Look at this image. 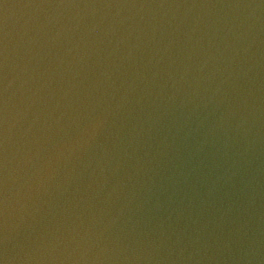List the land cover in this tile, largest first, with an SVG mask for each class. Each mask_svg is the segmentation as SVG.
I'll use <instances>...</instances> for the list:
<instances>
[{
    "label": "water",
    "instance_id": "obj_1",
    "mask_svg": "<svg viewBox=\"0 0 264 264\" xmlns=\"http://www.w3.org/2000/svg\"><path fill=\"white\" fill-rule=\"evenodd\" d=\"M0 264H264V0H0Z\"/></svg>",
    "mask_w": 264,
    "mask_h": 264
}]
</instances>
